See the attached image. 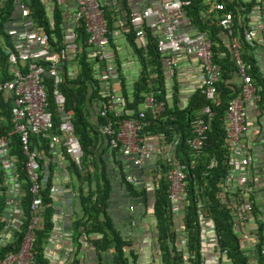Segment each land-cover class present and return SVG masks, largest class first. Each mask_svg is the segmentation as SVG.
Instances as JSON below:
<instances>
[{"label": "trees", "instance_id": "1", "mask_svg": "<svg viewBox=\"0 0 264 264\" xmlns=\"http://www.w3.org/2000/svg\"><path fill=\"white\" fill-rule=\"evenodd\" d=\"M15 0H4L0 6V33L3 32V25L11 16ZM242 0H231L228 8L232 12L236 11L233 6L240 5ZM235 4V5H234ZM24 5L29 10V17L35 26L42 27L47 33L56 37V45L61 40V21L59 12L53 9L52 23H49L45 16L43 5L40 0H25ZM245 5H248L245 4ZM205 4L202 0H190L186 14L190 17L192 24L200 31L206 33L212 41L211 52L212 61L220 68V77L215 84V103L210 104V114L207 116L206 138L201 152L194 158V167L186 175L184 187V202L182 205L181 228L185 237L186 251L189 257L184 264H201V218L210 220L215 239V247L218 252L224 250L225 260L231 264H264V231L263 221L259 218L260 211L257 204L252 199V193L248 192L246 200L250 204L248 215L252 217L255 224L253 235L255 241L251 251L245 253L243 244L232 217V209L229 203H225L221 198L220 184L225 180L228 171L227 156L229 152V142L224 131V111L227 102L239 93V86L231 83V77L236 74V65L231 56L228 45L225 46L219 37V26L214 21L212 12H205ZM104 19H105V14ZM106 22V21H105ZM107 27V37L110 40ZM77 52L75 56L78 70L72 79L63 77L59 90L64 96L63 110L70 116L73 126V134L77 138L81 147L80 168L81 174L71 161V169L77 179H83L84 186L79 187V216L73 221V236L76 240L82 235H97L92 238V245L97 253L111 249L112 264H130L134 260L131 250L126 251L130 241L122 239L113 227L107 213L106 200L108 198L110 184L107 178L105 164L101 154L108 149L107 137L103 135L99 128L105 122L110 121V117H101L98 109L101 107L103 94L96 77L97 71L101 70L103 61L97 60L96 54H88L89 46L86 43V33L82 27L76 29ZM132 30L128 29L125 38L131 47L138 61L140 70L137 80L130 90L129 97L127 91L121 88L122 110L117 116L118 119L136 116V111L143 97L149 91L155 93L156 99L164 103V108L154 117L150 113H145V124L141 127L138 135L142 138L148 135L161 134L168 145H173L175 155L181 162H188L191 159V152L184 144L186 137L190 136L189 121L196 111L207 102L200 92V89L193 92L187 104L183 107L176 105L168 106L164 99L163 90V69L162 59L157 51L155 37L147 31L146 40L142 46H136L135 37ZM6 36V35H5ZM216 42V43H215ZM239 57L244 64L249 67L245 71L251 77L256 93V109L258 116L264 117V78L260 76L254 60L247 47L241 41L236 42ZM0 63L2 70L6 68V54L0 49ZM102 63V64H101ZM9 76L1 77L6 79ZM159 92V93H157ZM49 109L53 108L52 101L48 95ZM9 103L0 98V135L8 139L10 153L15 157V170L18 178L22 182L23 195L21 198L22 222L19 229L14 233L13 239L0 246V260L9 253L15 252L26 230L30 217L29 204L32 195L28 192V183L24 171V157L20 153L17 135L11 130L9 117ZM53 122H56L57 114L52 115ZM264 125V118H263ZM101 142V143H98ZM40 143L43 151H49L47 142L35 136H30V147ZM116 150V149H111ZM209 164L212 166L209 167ZM40 165V160H39ZM165 168L162 167L157 181L154 182L151 203V214L155 225V242L157 244L158 261L156 264H181L183 262L182 253L176 251L177 233L172 230V216L169 213V201L166 189L168 182L164 176ZM41 171V169H40ZM121 174V173H120ZM42 174L40 175V178ZM121 178L123 180L122 174ZM2 180V170L0 168V184ZM130 194L139 197L146 202L144 189H135L132 185L125 183ZM249 184V185H248ZM250 187L251 183L247 182ZM49 183H40L38 197L40 205H43L44 212L40 227L34 229V239L31 246L32 264H46L42 260L41 243L45 230L50 226L48 216L50 214ZM247 186V187H248ZM84 187H86L84 192ZM248 187V188H249ZM240 193L235 191L236 202L241 203ZM4 188L0 185V217L4 203ZM243 199V198H242ZM146 205V204H145ZM229 206V207H228ZM3 221L0 219V231ZM81 228V230H80ZM252 261L253 263H251ZM130 262V263H129ZM149 264H154L150 262Z\"/></svg>", "mask_w": 264, "mask_h": 264}, {"label": "built area", "instance_id": "2", "mask_svg": "<svg viewBox=\"0 0 264 264\" xmlns=\"http://www.w3.org/2000/svg\"><path fill=\"white\" fill-rule=\"evenodd\" d=\"M146 1V4L129 15V22L135 28V35L138 37L143 35L142 26L152 30L157 51L163 60L178 53L195 55L202 72L200 92L207 102L189 121L190 136L185 138L184 144L191 152V159L188 162H181L172 153H165L163 156L167 165L164 175L168 182L166 189L168 210L171 215L181 219L186 175L193 169V160L201 152L206 138L207 116L210 114V104L215 103L216 100L215 84L220 77V68L212 61V41L206 33L192 24L186 14L190 0ZM202 1L206 6L205 12L214 14V21L220 29L219 33L221 32L225 37L235 62L236 74L241 79L239 93L227 102L224 111V131L229 142L226 162L228 171L225 179L231 180L235 191L246 199L249 192L246 167L251 162V154L242 141L246 130L245 102L254 101L256 94L251 77L245 73V64L239 57L236 42L241 41L249 48L254 47L258 41L264 42V0H242L243 3L239 6H233L236 8L235 12L227 6L231 0ZM74 2L72 24L70 28L62 30L58 45H56V37L45 32L42 27L35 26L28 15V9L20 2L18 5L21 16L19 31L16 33V40L5 52L9 77L0 79V98L10 105L11 130L17 135L20 153L24 157L27 190L32 195V199L29 204L30 217L19 246L15 252L9 253L0 260V264H32L31 246L40 207L38 190L41 183L39 165L41 155L36 146L30 147V136L45 140L47 147L52 149L60 135L65 153L70 156L75 167L80 168L81 147L73 134L70 116L63 110L64 96L59 90L63 77H71L65 74V65L68 56H74L77 51L76 29L82 27L86 33L88 54H96L97 59H100L111 53L103 51L108 45V37L101 8L102 0H74ZM247 3L248 5H245ZM175 64L172 62V65ZM96 77L103 94L98 114L101 117L107 115L110 117V121L101 125L99 130L107 137L110 149H116L126 155L132 165L139 167L152 152L150 144H146L138 135L145 124V113H150L154 117L163 110L164 103L156 99L153 91H149L138 106L136 116L118 119L119 97L108 87V82L118 78L115 67L113 64H106L102 71H97ZM48 95L52 101V109H49ZM53 113L57 114L56 122H53ZM157 136L164 143L163 136L161 134ZM8 163V140L0 135V164ZM211 166L209 164V167ZM125 180L132 182L134 178L126 175ZM238 208L242 212H247L250 204L244 200ZM180 224L175 228V232L179 234L176 251L182 253L181 264H184L189 255L183 251L185 237ZM243 237L245 238L246 235ZM212 246L218 256L224 253V250L220 252L216 250L215 242ZM201 264L205 263L201 262Z\"/></svg>", "mask_w": 264, "mask_h": 264}, {"label": "crops", "instance_id": "3", "mask_svg": "<svg viewBox=\"0 0 264 264\" xmlns=\"http://www.w3.org/2000/svg\"><path fill=\"white\" fill-rule=\"evenodd\" d=\"M0 0V6L2 4ZM24 5L25 0H18ZM45 16L49 23H52L53 9L59 12L61 21V29L70 28L71 15L75 10L74 0H40ZM146 0H102L101 8L105 14V21L109 27L108 45L103 51L111 54L105 58L97 60L103 61L102 71L106 64H113L118 73V78L108 82L109 89H113L116 96L119 97L120 111L122 110L121 88L123 87L129 93L137 80L140 70L136 56L131 47L128 45L125 33L128 29L132 30L135 37L136 46H142L146 40V33L149 31L152 36L154 32L146 26H142L143 35L138 37L135 35V28L129 22V15L132 11L138 10ZM16 0L14 1V4ZM26 7V6H25ZM27 8V7H26ZM28 9V8H27ZM29 11V10H28ZM21 16L19 7L14 6L11 16L3 25V32L0 33V49L5 53L12 43L16 40V33L19 31V22ZM62 32V31H61ZM220 41L227 46V41L223 34L219 33ZM216 43V42H215ZM127 46V47H126ZM77 52V51H76ZM254 64L260 76L264 78V42L258 41L257 44L249 48ZM75 55H69L66 65L65 74L72 79L78 67L75 61ZM162 59V58H161ZM175 62V65H172ZM249 66L245 64L247 70ZM163 69V90L164 99L168 106L176 105L183 107L187 104L193 92L200 89L202 82V72L198 59L193 54H172L168 59H162ZM9 76V69L2 70L0 63V78ZM231 83L238 86L241 84L239 75L234 74L231 77ZM101 89V85L99 86ZM106 89V88H104ZM256 94V93H255ZM257 98V97H256ZM255 101H246V130L242 137V141L248 147L251 154V162L246 167L247 182L249 193L252 194V201L257 204L260 211L259 218L264 223V125L263 116H258ZM8 140V139H7ZM146 144H150L152 152L148 159L139 166L132 165L130 158L121 154L119 151L106 149L104 144L100 147L106 150L101 154L103 158L107 178L110 184L108 198L106 200V213L122 239L130 241L126 251L131 250L134 260L130 264H149L158 261L157 244L155 242V225L151 214V203L154 182L157 181L162 167L167 168L163 160L165 153L175 155L173 145L162 143L157 135H148L143 138ZM101 143V142H98ZM39 146L40 143H37ZM40 169L41 181L43 179V169L47 167L48 174L46 181L42 184L49 183L50 214L48 221L50 226L45 230L41 243V257L46 264H112L111 249L97 253L92 245V238L97 235L82 234L78 240L73 236V221L79 216V187L84 186L83 179H77L71 169V158L65 153L62 146V137L59 135L52 149L45 152L40 146ZM9 163L0 164L2 170L1 187L4 188V203L2 206L1 217L3 226L0 231V246L10 242L14 233L19 229L22 222L21 198L23 195L22 182L18 178L15 170V157L10 153L8 146ZM176 156V155H175ZM77 169V168H76ZM83 174V169H77ZM164 170V171H165ZM123 180L121 178V174ZM126 175L134 178V181L125 180ZM165 176V175H164ZM132 185L135 189H144L145 199L135 197L130 194L126 188V184ZM221 198L225 203H229L232 209V217L235 229L240 236L243 244V250L247 253L251 251L255 237L253 229L255 227L252 217L248 212L239 210L234 197L235 187L231 180H224L220 185ZM86 187H84L85 192ZM241 202L244 196H239ZM248 197V196H247ZM146 204V205H145ZM228 206V207H229ZM44 207L40 205L38 214V226L40 227L43 218ZM172 216V230L181 223L179 217ZM181 225V224H180ZM254 226V227H253ZM81 230V228H80ZM264 231V226H263ZM201 255L205 264H231L224 257L218 256L212 244L215 242L213 237L212 225L209 219L201 218ZM246 235L244 238L243 236ZM179 238V234L177 239ZM178 243V240H177ZM264 247V246H263ZM264 253V249H263ZM253 263L252 261H250Z\"/></svg>", "mask_w": 264, "mask_h": 264}, {"label": "water", "instance_id": "4", "mask_svg": "<svg viewBox=\"0 0 264 264\" xmlns=\"http://www.w3.org/2000/svg\"><path fill=\"white\" fill-rule=\"evenodd\" d=\"M18 5H19V1L16 0V3L14 4V6L18 7ZM47 174H48V169H47V167H44V169H43V179H42L43 182L46 181Z\"/></svg>", "mask_w": 264, "mask_h": 264}, {"label": "rangeland", "instance_id": "5", "mask_svg": "<svg viewBox=\"0 0 264 264\" xmlns=\"http://www.w3.org/2000/svg\"><path fill=\"white\" fill-rule=\"evenodd\" d=\"M127 47V46H126Z\"/></svg>", "mask_w": 264, "mask_h": 264}]
</instances>
